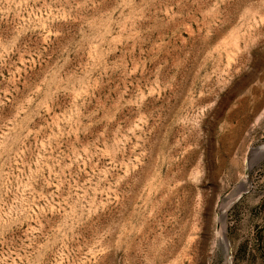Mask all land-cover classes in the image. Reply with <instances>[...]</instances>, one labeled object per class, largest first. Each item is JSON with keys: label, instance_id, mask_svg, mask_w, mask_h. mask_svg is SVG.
Here are the masks:
<instances>
[{"label": "rangeland", "instance_id": "374dc122", "mask_svg": "<svg viewBox=\"0 0 264 264\" xmlns=\"http://www.w3.org/2000/svg\"><path fill=\"white\" fill-rule=\"evenodd\" d=\"M260 147L264 0H0V264H264Z\"/></svg>", "mask_w": 264, "mask_h": 264}, {"label": "bare ground", "instance_id": "6f19581e", "mask_svg": "<svg viewBox=\"0 0 264 264\" xmlns=\"http://www.w3.org/2000/svg\"><path fill=\"white\" fill-rule=\"evenodd\" d=\"M260 148H263V149L260 150V152L264 151V147H260ZM256 149H257V148H256ZM258 151H259V150H258ZM222 239H223V238H222ZM222 239H221V240H222ZM223 242H225V241H223ZM221 246H222V245H221Z\"/></svg>", "mask_w": 264, "mask_h": 264}, {"label": "water", "instance_id": "95a60500", "mask_svg": "<svg viewBox=\"0 0 264 264\" xmlns=\"http://www.w3.org/2000/svg\"><path fill=\"white\" fill-rule=\"evenodd\" d=\"M261 149H263V148H257L256 151H257V152H260ZM258 150H259V151H258Z\"/></svg>", "mask_w": 264, "mask_h": 264}]
</instances>
